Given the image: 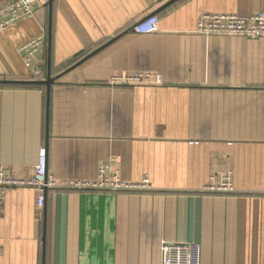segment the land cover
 I'll return each instance as SVG.
<instances>
[{"label": "crops", "instance_id": "1", "mask_svg": "<svg viewBox=\"0 0 264 264\" xmlns=\"http://www.w3.org/2000/svg\"><path fill=\"white\" fill-rule=\"evenodd\" d=\"M172 1L54 0L0 28V82L26 83L0 84V165L28 179L45 148L58 182L115 159L112 174L152 185L48 190L39 218L36 191L10 189L0 264H162L164 242L198 245L201 264H264V38L197 33L203 14L247 18L264 0ZM152 16L158 32L134 31ZM40 36L28 67L19 50ZM148 73L161 83L114 81ZM225 171L236 192L204 193Z\"/></svg>", "mask_w": 264, "mask_h": 264}, {"label": "built area", "instance_id": "2", "mask_svg": "<svg viewBox=\"0 0 264 264\" xmlns=\"http://www.w3.org/2000/svg\"><path fill=\"white\" fill-rule=\"evenodd\" d=\"M54 0H9L0 6V28L7 30L24 19L32 18L38 8L49 5ZM160 20L152 16L136 24L134 31L138 34H153L159 31ZM197 33L216 37H241L250 40L264 38V13H256L247 18L231 14H203L201 15ZM46 46L45 36H40L22 46V54L28 67L33 66L35 55ZM41 75L36 70L34 76ZM115 82L123 86L138 84H160L161 78L154 74H136L131 77H116ZM115 159L102 165L96 181H62L58 182L48 174L47 149H41L39 162L34 168L33 175L28 179L16 178L11 168L0 165V215L7 199V192L14 188H32L36 191L39 210L38 218L45 205L48 190L56 189H98L109 191H150L152 185L148 180L141 183L123 181L118 175L112 174ZM204 193L231 195L236 192L232 173L225 171L212 177L211 182L203 189ZM1 254V249H0ZM162 264H201L200 247L191 243L170 244L161 246Z\"/></svg>", "mask_w": 264, "mask_h": 264}, {"label": "water", "instance_id": "3", "mask_svg": "<svg viewBox=\"0 0 264 264\" xmlns=\"http://www.w3.org/2000/svg\"><path fill=\"white\" fill-rule=\"evenodd\" d=\"M177 0L172 1L176 2ZM53 2V1H52ZM51 2V3H52ZM50 3V5H51ZM51 50H52V36H51V29H50V33H49V57L51 56ZM34 83V82H33ZM55 83V79L51 77V73L50 71L48 72V78L46 81L44 82H38V84H43L46 85L47 90H48V95L50 93L51 87L53 86V84ZM0 84H26L25 82H21V83H14V82H0Z\"/></svg>", "mask_w": 264, "mask_h": 264}]
</instances>
